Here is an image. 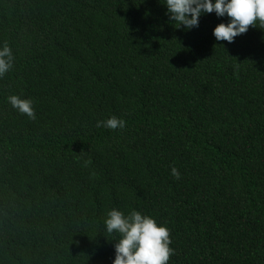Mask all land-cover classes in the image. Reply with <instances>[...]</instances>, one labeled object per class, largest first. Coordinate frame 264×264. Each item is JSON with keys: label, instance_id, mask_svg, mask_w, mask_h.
<instances>
[{"label": "trees", "instance_id": "trees-1", "mask_svg": "<svg viewBox=\"0 0 264 264\" xmlns=\"http://www.w3.org/2000/svg\"><path fill=\"white\" fill-rule=\"evenodd\" d=\"M163 4L0 0V264H112V209L166 226L168 264H264V26Z\"/></svg>", "mask_w": 264, "mask_h": 264}, {"label": "clouds", "instance_id": "clouds-1", "mask_svg": "<svg viewBox=\"0 0 264 264\" xmlns=\"http://www.w3.org/2000/svg\"><path fill=\"white\" fill-rule=\"evenodd\" d=\"M168 20L187 31L199 26L200 18L215 13L218 18H227L212 32L216 41L233 43L235 38L245 34L249 26L259 23L264 26V0H164ZM14 55L7 43L0 45V78L11 71ZM8 103L20 114L35 119L33 101L18 95L7 97ZM97 127L110 130L123 129L126 121L115 116L98 121ZM171 175L179 179L178 170L173 167ZM108 235L117 234L112 264H168L174 250L169 247L170 233L166 226L158 225L151 216L132 210L125 215L118 209L108 211L104 219Z\"/></svg>", "mask_w": 264, "mask_h": 264}]
</instances>
